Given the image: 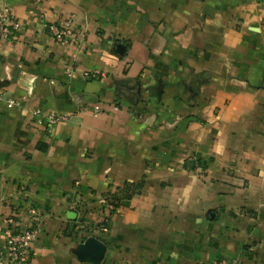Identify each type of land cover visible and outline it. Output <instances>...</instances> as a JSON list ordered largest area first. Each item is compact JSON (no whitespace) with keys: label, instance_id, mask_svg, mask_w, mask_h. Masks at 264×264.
Returning a JSON list of instances; mask_svg holds the SVG:
<instances>
[{"label":"crops","instance_id":"0c3cea01","mask_svg":"<svg viewBox=\"0 0 264 264\" xmlns=\"http://www.w3.org/2000/svg\"><path fill=\"white\" fill-rule=\"evenodd\" d=\"M5 4L21 28L0 39L16 100L0 102V258L35 207L26 264H264V0ZM71 15L65 46L47 25ZM36 107L66 119L49 132Z\"/></svg>","mask_w":264,"mask_h":264},{"label":"built area","instance_id":"2783aa9c","mask_svg":"<svg viewBox=\"0 0 264 264\" xmlns=\"http://www.w3.org/2000/svg\"><path fill=\"white\" fill-rule=\"evenodd\" d=\"M74 23L75 17L71 15L67 17L63 23H49L47 29L50 36L57 42L65 46L77 45L81 38H79V35L74 28ZM20 28L21 24L19 20L11 11L9 4H5L0 10V39L15 38ZM86 74L90 76L91 73L86 72ZM1 101H5L9 105L16 103L14 98H8L4 93H0V102ZM94 111L96 114L100 113L101 106L96 104L94 106ZM31 114L34 118V123L38 125H46V129L49 132H52L55 124L66 119L65 116L55 112L46 113L40 107L33 108ZM2 181L3 170L0 168V184ZM77 184H79L78 181ZM29 212L32 217L30 221L12 227L11 232L5 241V250L0 258V264H26L30 261L32 256V245L40 231V224L36 217V208L31 207ZM9 220L14 223L15 217L11 216ZM197 264H235V262L225 257H218Z\"/></svg>","mask_w":264,"mask_h":264},{"label":"trees","instance_id":"16d2710c","mask_svg":"<svg viewBox=\"0 0 264 264\" xmlns=\"http://www.w3.org/2000/svg\"><path fill=\"white\" fill-rule=\"evenodd\" d=\"M143 187V181L130 182L127 181L123 187L119 188L115 193L109 194L108 200L111 199V205L118 206L119 202L124 198H131L133 194L139 192Z\"/></svg>","mask_w":264,"mask_h":264},{"label":"water","instance_id":"95a60500","mask_svg":"<svg viewBox=\"0 0 264 264\" xmlns=\"http://www.w3.org/2000/svg\"><path fill=\"white\" fill-rule=\"evenodd\" d=\"M81 248L88 257L94 260L102 259L106 251L105 244L95 237H89L82 242Z\"/></svg>","mask_w":264,"mask_h":264}]
</instances>
